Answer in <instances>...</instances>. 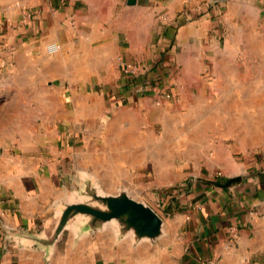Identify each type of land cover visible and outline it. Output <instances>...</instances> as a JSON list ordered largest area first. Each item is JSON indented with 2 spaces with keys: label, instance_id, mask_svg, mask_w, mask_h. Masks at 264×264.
Masks as SVG:
<instances>
[{
  "label": "crops",
  "instance_id": "0c3cea01",
  "mask_svg": "<svg viewBox=\"0 0 264 264\" xmlns=\"http://www.w3.org/2000/svg\"><path fill=\"white\" fill-rule=\"evenodd\" d=\"M133 1L0 0V264H264V0ZM250 66L257 75L242 78ZM203 73L211 86L241 73L251 92L237 103L257 113L247 139L217 135L212 111L228 100L198 94L144 131L152 90L197 88ZM120 94L136 102L119 106ZM140 152L157 154L143 202L161 208L160 238L112 223L87 233L80 220L49 246L24 236L50 239L81 170L111 188L106 177L141 168L129 158Z\"/></svg>",
  "mask_w": 264,
  "mask_h": 264
},
{
  "label": "rangeland",
  "instance_id": "374dc122",
  "mask_svg": "<svg viewBox=\"0 0 264 264\" xmlns=\"http://www.w3.org/2000/svg\"><path fill=\"white\" fill-rule=\"evenodd\" d=\"M261 57L259 59L264 60V51L261 52ZM250 62L256 61L255 58L249 57ZM241 60V58H240ZM239 60V61H240ZM247 58L243 57L242 61H240L241 65L245 68L247 64ZM259 61V60H257ZM262 61V60H261ZM262 66L264 62H261ZM252 67L250 66L249 71L246 73H237L234 74V76L229 80L230 84L226 82H223V84L216 83V80H212V86L211 81L209 77L210 74H204L201 75L200 80H203L202 82L199 81V85L197 88H184V89H178V86L175 84H169L168 86L158 88V94H155L151 99V104L149 105V112L148 110L143 111V115L150 114V118L148 120L144 121L145 124L144 131H146V127H150L155 132H158L161 130L160 122L154 121L155 115L159 113H172L176 114L177 112H184L185 109L181 108L180 106V99L183 95L187 100L191 101L193 97H195L196 94L201 96H207V97H225L226 100H228L225 104H217L212 111L213 116L216 118L214 123H212V127H215V131L217 135L220 137H224L225 140L228 143H235L236 140L242 138L247 139L251 133L254 131L256 121L254 120L255 116L257 115L256 111L254 110L255 105L251 106L248 104H240L237 103L238 96L242 97L241 95H248V92H251V90L243 89L240 87L239 84V77L240 75L242 78H244V75H249L250 77H254L257 75L256 70H252ZM249 73V74H248ZM238 78V79H236ZM215 79V78H214ZM238 82V83H237ZM204 84V85H203ZM215 85V86H214ZM169 94V97H168ZM236 97V98H235ZM119 98V99H118ZM117 98L119 100V103L117 105L124 106L129 103L136 102L135 98L131 101L125 100L124 95ZM121 100V101H120ZM116 101V99L114 100ZM127 101V102H126ZM215 111V115H214ZM112 119V113L106 112L102 115V117L99 119L97 125L98 127H103L104 129L109 128L110 121ZM174 156V155H173ZM132 157V164L138 166L141 165V168L135 167L134 169L129 170H122L118 169V172H115L113 168L115 167L114 162L109 158L111 165L113 168L111 169V172H115L113 176H110V173L108 174L110 177H106V182L116 181V186L114 187H105L104 183L102 182L101 176L95 172V169L88 168L87 170H81L79 172L78 176V184L80 186V190L85 189L86 181H91L95 187H97L98 191L102 194L106 193H113L118 194L121 190H126L131 196L140 199V201L143 200L144 196H147V193L149 191V186L151 179H153V175L155 172L159 171L155 166L158 163L157 154L155 153H135L133 155H130L129 158ZM156 169V170H155ZM130 172V173H129ZM151 173V175L149 174ZM131 174V175H129ZM133 175L135 177H133ZM130 176H132L130 178ZM105 179V178H104ZM109 179V180H108ZM150 179V180H148ZM134 181L136 183V188L132 189L131 186L127 185V181ZM113 189V190H111ZM80 199V197L78 198ZM156 209H154L157 213H160L161 208L159 206H155Z\"/></svg>",
  "mask_w": 264,
  "mask_h": 264
},
{
  "label": "water",
  "instance_id": "95a60500",
  "mask_svg": "<svg viewBox=\"0 0 264 264\" xmlns=\"http://www.w3.org/2000/svg\"><path fill=\"white\" fill-rule=\"evenodd\" d=\"M129 3H134L129 0ZM239 180H232L229 186ZM80 199L64 203L57 217V223L50 239L25 235L37 243L49 246L58 239L63 230L77 220L84 232L101 230L112 223L120 235L131 234L135 241H155L163 235L164 221L161 216L145 202L132 198L126 190L118 194H102L91 181H86L85 189L80 190Z\"/></svg>",
  "mask_w": 264,
  "mask_h": 264
},
{
  "label": "built area",
  "instance_id": "2783aa9c",
  "mask_svg": "<svg viewBox=\"0 0 264 264\" xmlns=\"http://www.w3.org/2000/svg\"><path fill=\"white\" fill-rule=\"evenodd\" d=\"M187 2H193L195 0H185ZM122 70L125 76L131 80H136L138 78H141L142 74L144 73L143 67H141L138 63H125L122 62ZM145 85V84H142ZM149 87V86H148ZM153 94H158V90H152ZM169 97V94H168ZM202 264H212L211 261H206Z\"/></svg>",
  "mask_w": 264,
  "mask_h": 264
},
{
  "label": "bare ground",
  "instance_id": "6f19581e",
  "mask_svg": "<svg viewBox=\"0 0 264 264\" xmlns=\"http://www.w3.org/2000/svg\"><path fill=\"white\" fill-rule=\"evenodd\" d=\"M49 48H50V50H52V51L54 52V51L57 49V46L52 45V46H50Z\"/></svg>",
  "mask_w": 264,
  "mask_h": 264
}]
</instances>
